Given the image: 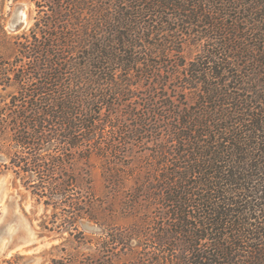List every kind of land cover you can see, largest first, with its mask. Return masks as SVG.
Masks as SVG:
<instances>
[{"label": "trees", "instance_id": "obj_1", "mask_svg": "<svg viewBox=\"0 0 264 264\" xmlns=\"http://www.w3.org/2000/svg\"><path fill=\"white\" fill-rule=\"evenodd\" d=\"M42 2L0 170L62 197L43 229L105 225L106 264H264V0Z\"/></svg>", "mask_w": 264, "mask_h": 264}, {"label": "rangeland", "instance_id": "obj_2", "mask_svg": "<svg viewBox=\"0 0 264 264\" xmlns=\"http://www.w3.org/2000/svg\"><path fill=\"white\" fill-rule=\"evenodd\" d=\"M37 1L41 0H0V79L5 84L0 85V99L4 98V104L12 102L10 98L19 91L21 78L24 86L28 80L31 82L25 57L28 56L27 47L34 39L33 31L38 32L37 26L34 27L35 22H41L42 17L44 20L50 19L46 3L42 2L44 8H39ZM23 7L27 24L23 28L15 29L13 26L17 22L16 14ZM40 36L41 33L38 32L36 38L40 39ZM1 164L9 166V159L2 153ZM90 173L93 184L83 195L93 201L97 212L107 214L101 215L104 218L102 223H113V226L119 223L122 226L128 225L133 219L124 218L119 210L112 213L113 215L108 210L105 212L109 196L107 185L99 168L92 167ZM21 176L15 177L5 168L0 170V264H106L98 260L97 249L98 242L105 240V225L82 221L78 223V230L64 231L61 234L43 229L42 226L53 228V222H61V219L53 216L54 207L46 206L45 202L58 206L63 199L59 195L51 196L48 191H39V184H29ZM33 179L34 175L31 180ZM109 215L114 218L110 219ZM136 244L139 245L136 241L130 243L133 247ZM101 254L109 255L108 252ZM115 264H123V261L117 260Z\"/></svg>", "mask_w": 264, "mask_h": 264}, {"label": "water", "instance_id": "obj_3", "mask_svg": "<svg viewBox=\"0 0 264 264\" xmlns=\"http://www.w3.org/2000/svg\"><path fill=\"white\" fill-rule=\"evenodd\" d=\"M25 7H23L22 9H20L18 12H17V14H16V20H17V22H16V24L13 26V28H23V27H25L26 26V21L23 19V17H22V14H21V12H22V10L24 9Z\"/></svg>", "mask_w": 264, "mask_h": 264}, {"label": "bare ground", "instance_id": "obj_4", "mask_svg": "<svg viewBox=\"0 0 264 264\" xmlns=\"http://www.w3.org/2000/svg\"><path fill=\"white\" fill-rule=\"evenodd\" d=\"M24 12H25V11H22L21 14H22L23 19L26 21V17H25L26 14H25Z\"/></svg>", "mask_w": 264, "mask_h": 264}]
</instances>
